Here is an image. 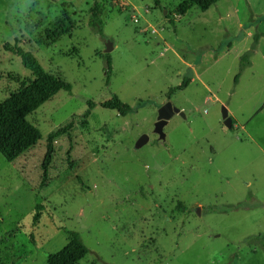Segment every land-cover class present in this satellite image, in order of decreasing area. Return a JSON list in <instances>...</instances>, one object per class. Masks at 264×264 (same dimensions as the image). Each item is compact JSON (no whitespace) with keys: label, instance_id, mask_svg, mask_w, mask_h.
I'll return each instance as SVG.
<instances>
[{"label":"rangeland","instance_id":"rangeland-1","mask_svg":"<svg viewBox=\"0 0 264 264\" xmlns=\"http://www.w3.org/2000/svg\"><path fill=\"white\" fill-rule=\"evenodd\" d=\"M96 1L102 27L90 25ZM183 1L0 0V101L33 78L5 45L73 86L28 116L34 146L0 153V264H47L69 231L89 249L78 264H264V0L179 16ZM113 95L129 114L101 106ZM167 101L185 117L160 139ZM70 122L42 184L47 136Z\"/></svg>","mask_w":264,"mask_h":264},{"label":"trees","instance_id":"trees-1","mask_svg":"<svg viewBox=\"0 0 264 264\" xmlns=\"http://www.w3.org/2000/svg\"><path fill=\"white\" fill-rule=\"evenodd\" d=\"M217 2L218 0H185L177 7V11L180 14H185L192 5H197L202 10H207ZM103 11V3L96 1L91 8L90 25L93 27H102L104 25L102 20ZM57 27L61 28V33L69 30L64 19L57 21ZM58 33L59 30L56 28L55 32L53 31L48 35L49 40H54L58 37ZM5 47L21 57L23 65L31 71L33 76L32 79L22 82L20 87L8 98L0 101V153L8 161H14L42 138L41 131L29 121L28 116L60 90L71 92L73 86L61 74L46 70L32 52L17 44L10 48L7 45ZM107 62L109 67H111L109 57ZM109 78L108 76V81ZM238 78L239 74L236 76L235 81ZM185 84L186 82L184 81L178 86V89H181ZM171 93L172 91H170ZM88 104L89 108L84 114L85 117L90 115L91 110L96 105L94 101H88ZM101 106L115 110L122 116H126L131 111L130 105L124 103L117 95H113L112 98L102 102ZM72 127L73 122L67 123L47 136L46 153L42 163L44 169L42 184L47 181L48 170L55 152L56 139L68 133ZM40 208H42V205L36 206L37 211L33 216L34 224L39 221L40 213L38 210ZM88 252L89 249L83 242L80 233L69 231L67 244L58 252L50 255L47 264H78Z\"/></svg>","mask_w":264,"mask_h":264},{"label":"water","instance_id":"water-1","mask_svg":"<svg viewBox=\"0 0 264 264\" xmlns=\"http://www.w3.org/2000/svg\"><path fill=\"white\" fill-rule=\"evenodd\" d=\"M179 114L185 117V113L178 107L174 106L171 101L165 102L158 110L157 119L154 123V131L159 135L160 139H165L166 134L164 132V126L168 121L175 115ZM222 116L225 126L231 128L233 125V118L230 116L227 107H222ZM149 136L147 134L141 135L136 143V147L140 148L149 141Z\"/></svg>","mask_w":264,"mask_h":264},{"label":"built area","instance_id":"built-area-1","mask_svg":"<svg viewBox=\"0 0 264 264\" xmlns=\"http://www.w3.org/2000/svg\"><path fill=\"white\" fill-rule=\"evenodd\" d=\"M177 16H178V15H177ZM179 16H181V14H180ZM133 21H134V22H138V19H137V17H136L135 15H133ZM151 32H152V33H156L157 30L154 28V29L151 30Z\"/></svg>","mask_w":264,"mask_h":264},{"label":"crops","instance_id":"crops-1","mask_svg":"<svg viewBox=\"0 0 264 264\" xmlns=\"http://www.w3.org/2000/svg\"><path fill=\"white\" fill-rule=\"evenodd\" d=\"M247 35L249 36V33H247Z\"/></svg>","mask_w":264,"mask_h":264}]
</instances>
